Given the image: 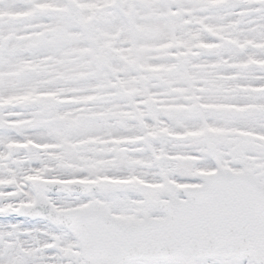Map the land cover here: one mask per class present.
Masks as SVG:
<instances>
[{"label": "snow or ice", "instance_id": "6c2138e0", "mask_svg": "<svg viewBox=\"0 0 264 264\" xmlns=\"http://www.w3.org/2000/svg\"><path fill=\"white\" fill-rule=\"evenodd\" d=\"M0 264H264V0H0Z\"/></svg>", "mask_w": 264, "mask_h": 264}]
</instances>
